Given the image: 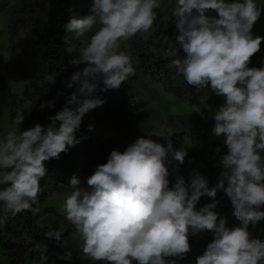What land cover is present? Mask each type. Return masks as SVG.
<instances>
[{"label":"clouds","instance_id":"clouds-1","mask_svg":"<svg viewBox=\"0 0 264 264\" xmlns=\"http://www.w3.org/2000/svg\"><path fill=\"white\" fill-rule=\"evenodd\" d=\"M162 5L163 0H92L90 14L64 25L80 41L70 49L79 53L72 64L83 67L66 83L75 90L47 125L21 130L25 116L18 109L11 130L0 138V227L21 212L40 211L45 162L80 143L76 133L84 116L106 102L99 92L118 90L135 74L139 60L122 42L149 32ZM262 14L256 0H175L177 35L164 55L174 58L169 66L197 92L210 89L223 98L212 115V136L226 148H215L221 171L211 189L198 170L181 175L187 149L175 148V133L160 125L124 151L113 149L87 178V188L74 174L60 211L94 264H177L190 251L189 235L201 231L214 235L196 264H264V241L248 231L264 219V66H249L264 42L253 33ZM46 83H55V76L47 75ZM45 107L54 108L55 100L40 104ZM218 190L230 199L239 226H226L216 201L197 209L203 195L214 198ZM46 236L59 240L61 232Z\"/></svg>","mask_w":264,"mask_h":264},{"label":"trees","instance_id":"trees-1","mask_svg":"<svg viewBox=\"0 0 264 264\" xmlns=\"http://www.w3.org/2000/svg\"><path fill=\"white\" fill-rule=\"evenodd\" d=\"M78 0H20L19 9L12 15L11 45L17 56V73L26 83L23 95H15L10 88L2 83V91L10 102V123L18 109L24 110L25 119L21 130H26L39 123L47 125L49 116L60 111L66 102V96L75 88L69 89L66 83L70 81L74 55V35L65 31L64 25L76 14ZM163 1L161 9L154 23L155 32L149 41H144L140 33L129 40V51L139 60L134 64L135 74L131 77L132 83H137L140 76H148L153 82L162 85L173 95L191 99L197 92L196 88L188 85L174 67H170L173 57H165L170 41L177 35L175 25L170 30H164ZM40 10L38 13L37 11ZM21 34V35H20ZM183 57V52L179 53ZM256 57L251 58V63ZM250 63V67L251 66ZM47 75L55 76V83L44 85ZM103 85H101L102 87ZM46 89L47 91H45ZM123 92L122 85L118 90L102 91L98 94L105 99L109 92ZM55 100V107H45L40 104ZM147 103L134 97L115 99L103 112L84 116L77 139L80 143L70 147L66 153H61L59 159L45 162L47 175L41 179L39 194L40 211L33 214L24 211L15 217H9L7 223L0 227V249L10 258L8 264H41V256L46 257L43 264H94L86 258L81 249L76 247L72 238L73 231L64 230L61 226L43 225V219L56 212L52 208H45L46 201L55 196L71 192L70 178L75 174L81 181V186L87 188V178L93 174L96 166L107 162L113 149L124 151L142 135L141 122L145 117ZM202 107L200 113H193L187 118H180L183 131L172 137L173 146L185 147L184 132L190 133V149L184 165L180 167L181 175L186 178L193 170H198L208 180V187H215L221 167L216 147L226 152L222 140L210 141L214 127L213 112L221 103L218 98L210 99ZM170 118L167 128H175ZM89 125L93 130L89 131ZM110 131L112 136L104 141L94 137L99 132ZM88 135V136H87ZM82 137H85L81 139ZM160 142H164L161 138ZM264 155V153H262ZM189 160L192 162L189 163ZM174 183V178H171ZM186 182H188L186 180ZM213 201L218 202L215 211L225 218L226 226H239L240 222L233 215L234 209L227 195L218 190L216 196L203 195L197 209ZM264 211V207L261 208ZM63 222H68L63 218ZM60 231V239L49 238L46 233ZM248 231L251 238L264 241V219L256 224H249ZM210 231H201L189 235L190 251L181 259L186 264H196L198 256L202 255L208 243L213 239ZM104 264V262H95Z\"/></svg>","mask_w":264,"mask_h":264},{"label":"rangeland","instance_id":"rangeland-1","mask_svg":"<svg viewBox=\"0 0 264 264\" xmlns=\"http://www.w3.org/2000/svg\"><path fill=\"white\" fill-rule=\"evenodd\" d=\"M256 3L259 7L264 8V0H256ZM91 5L92 0H78L75 7V17L82 18L90 14ZM19 6L20 0H0V138H2L12 128L9 117L10 102L3 93L1 85L2 83H5L15 95L20 97L23 95L24 88L26 86V83L17 73V56L19 52H13L11 45L12 15L14 11L19 9ZM174 6L175 0H166L165 5L163 6L164 30L166 31L170 30L171 26L175 25L174 17L172 15ZM39 11L40 10H38L37 13ZM154 32L155 26L153 25L149 32L140 33V36L144 41H149ZM253 33L254 35L264 36V14H262L259 21L254 25ZM79 47L80 41L75 38L73 49H78ZM122 47L128 50L129 40L122 42ZM73 52L76 56L75 59H77L79 55L78 51ZM259 53L264 54V42L261 44V50L253 57L259 55ZM251 66H253V63H251ZM82 67L83 65L76 66L72 64V72H75ZM131 77L122 84L123 92H109L105 98L106 102L104 105L90 111L88 115L91 117L96 113L103 112L115 99L131 96L143 100L148 104L146 110L144 111L145 117L141 122L142 135L159 130L160 125L167 126L170 118H175V121L172 124L175 126L173 132L180 134L183 131V128L180 125V118L185 119L193 113H200L202 107L206 105L210 99L218 98L220 103H223V98L213 95L210 89L196 92L194 97L191 99H183L166 91L162 85L153 82L148 76H140L137 83H132ZM201 100H203V102H201ZM112 135V132L105 131L97 133L94 137L107 141ZM76 136H78L77 133ZM183 139L185 141V148L188 152L191 143L190 133L188 131L184 132ZM221 140L222 138H215L212 134L210 136V141L212 142H219ZM69 194L70 192L55 195L46 201L45 208L54 209L56 214L45 217L42 222L43 225L46 226L58 225L64 230L73 231L72 238L74 244L76 247L81 249L82 241L80 234L75 231L74 227L69 222H63V218H65V216L60 211L66 196ZM9 262L10 258L8 255L0 249V264H8ZM177 264L186 263L182 260H178Z\"/></svg>","mask_w":264,"mask_h":264},{"label":"built area","instance_id":"built-area-1","mask_svg":"<svg viewBox=\"0 0 264 264\" xmlns=\"http://www.w3.org/2000/svg\"><path fill=\"white\" fill-rule=\"evenodd\" d=\"M256 60L253 62V67H262L264 66V54L255 56Z\"/></svg>","mask_w":264,"mask_h":264}]
</instances>
